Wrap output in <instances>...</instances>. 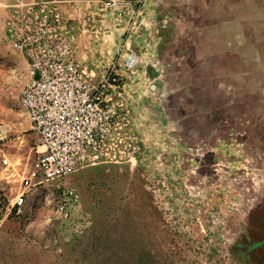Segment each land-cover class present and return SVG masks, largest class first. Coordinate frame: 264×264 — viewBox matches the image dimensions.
Returning a JSON list of instances; mask_svg holds the SVG:
<instances>
[{
	"label": "rangeland",
	"instance_id": "rangeland-1",
	"mask_svg": "<svg viewBox=\"0 0 264 264\" xmlns=\"http://www.w3.org/2000/svg\"><path fill=\"white\" fill-rule=\"evenodd\" d=\"M19 1L0 0V124L14 136L30 131L9 35ZM59 8L94 84L123 48L138 63L113 98L116 133L65 180L74 195L32 188L22 213L0 216V264H264V0Z\"/></svg>",
	"mask_w": 264,
	"mask_h": 264
},
{
	"label": "built area",
	"instance_id": "built-area-1",
	"mask_svg": "<svg viewBox=\"0 0 264 264\" xmlns=\"http://www.w3.org/2000/svg\"><path fill=\"white\" fill-rule=\"evenodd\" d=\"M59 1L12 5L9 35L29 74L20 101L38 142L31 146L35 157L24 180L26 192L12 203L0 188V216H8L12 208L22 213L32 188L36 192L58 186L63 194L74 195L65 180L107 146L116 133L120 118L113 98L122 97L124 72L138 63L137 54L123 48L94 84L79 67L72 40L64 32ZM126 1L106 0L110 5ZM8 137V129L0 124V168L10 162L4 146Z\"/></svg>",
	"mask_w": 264,
	"mask_h": 264
},
{
	"label": "crops",
	"instance_id": "crops-1",
	"mask_svg": "<svg viewBox=\"0 0 264 264\" xmlns=\"http://www.w3.org/2000/svg\"><path fill=\"white\" fill-rule=\"evenodd\" d=\"M29 123H30V121H29ZM28 129L30 131L27 134H22L19 136H14L15 134L14 135L8 134L9 137L4 143L5 152H6L7 157L9 158V160L12 157L14 161L11 162V166H10V167H12L13 170L9 169L10 167L7 168L9 165L7 167L0 168V188L5 189V193L8 197V199L12 203L15 201V199L20 194H22L27 189V187L25 186L24 180L29 175L30 170H31V166H32V162H33V157H31V156H34V154L32 153L33 150H32L31 146H32L33 140L35 138H37V133L32 130L31 123H30ZM27 144H28L29 148L31 149V151H30L28 148V151H27L29 154V157L31 159V161L30 160L28 161L29 170H28L27 174L25 176H23V178L19 179L16 177V175L14 176V174L22 163V161L20 160V157L23 156V154H25V147L27 146ZM9 171H11V172H9ZM18 175H20V174H18ZM10 178H11V180L13 179L14 182L18 181V183H16V184L20 188H22V190H20L21 192L13 200L10 199V196L13 193L14 185L11 184L12 182H10V180H9Z\"/></svg>",
	"mask_w": 264,
	"mask_h": 264
}]
</instances>
